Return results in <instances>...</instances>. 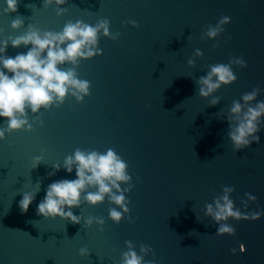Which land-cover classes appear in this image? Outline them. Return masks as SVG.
Instances as JSON below:
<instances>
[{
	"label": "water",
	"instance_id": "1",
	"mask_svg": "<svg viewBox=\"0 0 264 264\" xmlns=\"http://www.w3.org/2000/svg\"><path fill=\"white\" fill-rule=\"evenodd\" d=\"M64 7L57 15L56 6L45 7L43 0H19L17 11L7 13L0 0V38L29 25L59 31L77 19L95 24L108 18L113 34L120 33L116 39L101 34L102 55L63 66L90 81L91 94L82 103L68 96L58 107L29 111L43 124L0 140V264H119L129 240L138 253L142 244L150 246L145 260L156 264H264V214L231 219L232 235H217L205 214V204L225 185L235 188L232 199L242 211L264 208V124L259 142L235 150L227 119L232 101L253 88L261 89L258 99L264 100V0H69ZM222 16L231 18L224 32L215 40L204 36ZM17 17L24 24L14 30ZM197 48L203 56H195ZM27 50L9 44L7 54ZM235 57L247 66L232 65L237 81L222 86L215 93L219 103L211 105V97L199 95L197 81L210 65ZM76 148H113L128 163L133 222L125 216L114 223L107 199L73 208L82 217L79 224L37 215L50 183L75 178L62 165ZM35 156L43 157L37 167ZM37 183L35 200L22 212L23 192ZM245 193L256 197L247 209ZM89 216L103 217L102 229L86 226ZM81 247L88 254L81 256Z\"/></svg>",
	"mask_w": 264,
	"mask_h": 264
},
{
	"label": "clouds",
	"instance_id": "2",
	"mask_svg": "<svg viewBox=\"0 0 264 264\" xmlns=\"http://www.w3.org/2000/svg\"><path fill=\"white\" fill-rule=\"evenodd\" d=\"M5 12H15L19 0H5ZM69 0H43L45 7L56 6V14L63 15L67 9L64 7ZM32 7V5H27ZM230 17L222 16L215 25H209L204 36L215 40L224 32V25L230 22ZM128 23L138 26L135 20ZM24 24L23 17H17L11 22L14 30H19ZM101 34L116 39L120 33L111 31V21L108 18L99 19L90 24L82 19L68 20L62 30H41L29 25L26 31L15 36L0 38V118L4 125L0 126V140L6 138L8 133L19 130H33L34 123L43 124L42 120L29 118L32 114H39L42 110H49L53 106L62 105L68 96L74 97L77 102H83L91 94V83L81 79L75 67L65 68L66 64L79 65L81 60L91 59L102 55L99 46ZM9 44L14 48L27 47L26 52L15 56L7 54ZM195 56H203L199 48ZM195 63L189 59L188 64ZM247 66L242 57L230 59L228 63H216L209 66L207 73L197 81L199 95L210 99L211 105L219 103L220 97L215 93L225 85H231L238 77L232 65ZM261 89L253 88L240 99L233 100L227 110L229 123L228 138L235 150L245 148L253 141L259 142L258 133L264 124V100L258 99ZM43 161L42 156L33 158V167ZM63 168L67 173L75 172V178H63L50 183L43 199L36 206L37 215L44 218H62L79 224L80 215L73 212V208L81 206L82 201L90 205L102 204L107 199L113 207L108 209V217L119 224L125 216L132 221L130 215L131 203L126 193L134 187L132 175L128 171V163L113 148L101 152L98 150L75 151L63 159ZM56 170L61 168L60 163L53 165ZM55 173H50L54 175ZM126 185V187H122ZM40 185L37 183L30 191H25L19 201L22 212H27L36 198ZM235 191L233 186H223L222 193L214 196L213 202L205 204V214L217 225V235L235 233L234 226L229 223L231 219L251 218L258 219L264 214V208L250 212L242 211L232 199ZM247 200L241 203L245 209L248 201L255 200L252 193H245ZM84 219L86 226L105 224L103 217L89 216ZM127 251L122 252L119 264H156L155 260L147 261L145 257L153 249L142 244L139 253L132 241H127ZM245 250L241 245V251ZM87 247H81L79 254H88ZM233 253L236 249H231Z\"/></svg>",
	"mask_w": 264,
	"mask_h": 264
}]
</instances>
